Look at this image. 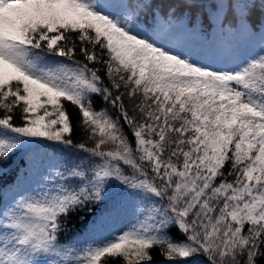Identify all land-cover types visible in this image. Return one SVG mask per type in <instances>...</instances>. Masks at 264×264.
Wrapping results in <instances>:
<instances>
[{
  "label": "snow or ice",
  "instance_id": "1",
  "mask_svg": "<svg viewBox=\"0 0 264 264\" xmlns=\"http://www.w3.org/2000/svg\"><path fill=\"white\" fill-rule=\"evenodd\" d=\"M41 146L64 159L0 203V264H264V0H0V165ZM100 205L133 220L62 239Z\"/></svg>",
  "mask_w": 264,
  "mask_h": 264
},
{
  "label": "trees",
  "instance_id": "2",
  "mask_svg": "<svg viewBox=\"0 0 264 264\" xmlns=\"http://www.w3.org/2000/svg\"><path fill=\"white\" fill-rule=\"evenodd\" d=\"M187 22V20H185ZM240 39L244 37L238 36ZM253 42L252 44H254ZM242 44V42H241ZM242 47V46H241ZM240 48V47H239ZM78 59L82 57L77 56ZM103 76V71L101 72ZM105 83L107 80L105 78ZM95 108L97 110L101 108H108L110 114L115 115L114 110L104 103V101L96 97L93 100ZM125 104L129 107V114L131 115V105L129 104L127 98L125 97ZM69 111L72 113V122L74 125V131L72 134V139L77 143H85L87 147L94 146V140L89 139L87 133L82 131L81 124L77 119V110L69 106ZM16 121L19 119V112L16 113ZM125 131L127 132V126H125ZM131 139V137H129ZM112 146H105L104 150L110 149ZM78 155H80L78 153ZM64 159V154L54 147L41 146L39 149L27 153L25 151L16 152L13 156L9 157L2 165H0V203L7 204L10 202L12 196L17 192H23L25 190H30L34 188L39 180L41 172L46 169L51 164L59 163ZM119 189L114 187L113 192H118ZM104 205H100L97 209L96 215L87 216L86 222H81L79 216H71L67 225V236H62V239H67L73 235V233H78L76 239H90L89 225L93 222L100 214L108 213L104 210ZM175 234V229H173ZM177 239L182 240L183 237H177ZM158 250L153 251L154 264H163L164 257L157 254ZM198 260H203V257L197 258Z\"/></svg>",
  "mask_w": 264,
  "mask_h": 264
},
{
  "label": "rangeland",
  "instance_id": "3",
  "mask_svg": "<svg viewBox=\"0 0 264 264\" xmlns=\"http://www.w3.org/2000/svg\"><path fill=\"white\" fill-rule=\"evenodd\" d=\"M244 45L250 53L253 52L249 41L245 40ZM132 220L133 213L130 205L121 207L111 213L102 214L96 222L90 225L91 236L95 241H103L125 230Z\"/></svg>",
  "mask_w": 264,
  "mask_h": 264
}]
</instances>
